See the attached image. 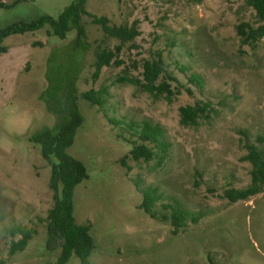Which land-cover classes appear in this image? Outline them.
<instances>
[{
  "label": "rangeland",
  "instance_id": "1",
  "mask_svg": "<svg viewBox=\"0 0 264 264\" xmlns=\"http://www.w3.org/2000/svg\"><path fill=\"white\" fill-rule=\"evenodd\" d=\"M15 1L0 0L9 5L0 7V31L57 18L75 0ZM86 9L132 27L135 38L111 37L82 15L83 42H76L75 28L61 38L47 24L2 43L8 51L0 54V264H57L62 253L60 238L49 243L52 168L30 137L58 129L59 116L68 115L66 83L76 90L84 119L68 153L89 174L75 188L74 215L92 225L93 264H264V190L236 202L227 197L252 183L247 146L264 151V36L247 42L239 33L241 24L262 23L249 0H87ZM104 49L115 56L95 77ZM158 52L181 82V93L171 98L136 82H144V62ZM191 72L204 86L189 79ZM91 89L104 92L102 108L82 96ZM196 101L212 108L197 124H182L180 108ZM134 122L162 128L169 144L162 162L151 141L152 160L132 157L142 142L128 125ZM145 187L157 190V218L140 207ZM176 206L189 214L178 231L162 216L171 217ZM18 227L30 229L32 238L10 255L12 242L22 238L13 233ZM67 264L80 258L73 254Z\"/></svg>",
  "mask_w": 264,
  "mask_h": 264
},
{
  "label": "trees",
  "instance_id": "2",
  "mask_svg": "<svg viewBox=\"0 0 264 264\" xmlns=\"http://www.w3.org/2000/svg\"><path fill=\"white\" fill-rule=\"evenodd\" d=\"M18 2L20 0H17ZM15 1L13 4H15ZM249 3L255 9L257 16L262 23L255 27L249 23L239 26V33L244 36L247 42L256 41L264 36V0H249ZM11 4V5H13ZM87 0H75L59 14L57 18L46 15L30 22L15 23L0 31V54L7 52L8 47L3 45L4 39L11 34L26 33L36 31L49 24L53 33L61 38H66L68 32L75 28L77 30L76 42L85 40V29L81 23L82 15H90L95 23L101 24L106 34L121 41H130L135 38L137 32L128 25H111L108 18L98 17L91 14L87 9ZM9 6L0 2V7ZM121 47L119 46V49ZM96 71L94 76L99 77L104 66L110 65L115 53L111 50H102L98 54ZM183 71H187V66H182ZM144 82H139L147 91L156 95H165L171 98L173 95L181 93L180 79L170 72L167 68L162 52H158L152 59L144 62ZM189 79L199 86H204L203 77L197 72H191ZM65 80V79H64ZM68 78L66 79V81ZM133 81V80H132ZM178 85L173 87V83ZM70 93L71 105L68 108L66 117L59 116L60 121L54 128H46L30 137L35 143L42 147V153L46 161L51 165L50 188L54 195V204L47 217V226L49 233V243H54L57 238L62 240V253L57 264H67L73 254L78 255L80 264H93L90 256L96 247V243L91 234L92 225L90 222L79 224L75 218L74 193L78 184L89 177L84 163L68 153V148L72 145L77 129L83 123V116L78 111L75 89L69 83H66ZM104 92L89 90L82 93V96L91 102L92 105L104 106ZM64 108V107H63ZM212 108V104L206 101H196L194 104H188L180 108L181 123L184 125L197 124L199 119ZM110 120L117 125L121 121ZM134 133L139 134L141 143L134 144L131 155L135 160H152L155 157L153 147L146 142L156 143L160 151L161 162L166 157L169 144L164 138L163 130L158 125H152L148 122L137 124L136 122L128 124ZM56 130V131H55ZM247 158L252 162L251 171L252 183L242 189H233L227 192V197L233 201L246 200L264 190V151L255 144H249ZM139 187V186H138ZM140 189V188H139ZM143 194L141 208L145 209L152 217L157 218L155 210L159 199L156 188L145 187L140 189ZM164 220L171 219L175 226L174 231L185 226L189 214L181 207L173 208L171 217L163 214ZM197 222V219H194ZM13 233H19L22 238L13 241L9 253L14 255L23 251L32 238V232L28 228L18 227Z\"/></svg>",
  "mask_w": 264,
  "mask_h": 264
}]
</instances>
